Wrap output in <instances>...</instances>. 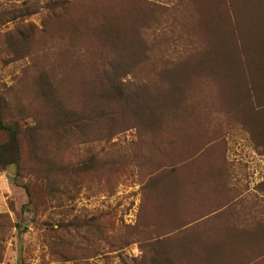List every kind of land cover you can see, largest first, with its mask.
<instances>
[{"label":"rangeland","instance_id":"rangeland-1","mask_svg":"<svg viewBox=\"0 0 264 264\" xmlns=\"http://www.w3.org/2000/svg\"><path fill=\"white\" fill-rule=\"evenodd\" d=\"M50 1L55 0H0V94L11 105L30 103L46 108L33 89L38 74L49 75L43 83L45 91L62 98L79 92L83 81L85 89L91 84L99 65L97 57L86 54L74 58L70 51L96 46L84 30L95 27L97 11L103 6L125 19L128 15L135 18L138 10L142 22L149 19L146 12L155 10L156 16L165 15L162 33L168 43L154 44L148 61L137 59L124 84L137 87L152 79L157 81L154 75L164 68L160 61L163 57L169 60L173 53L185 55L189 61L205 60L200 34L191 27L187 30L171 12L176 0H73L60 11L46 13L43 6ZM159 8L170 11L158 12ZM20 32L27 40L20 49H9ZM141 35L146 40L154 38L150 32ZM202 79L201 90L190 82L189 90L178 93L173 117L165 115V123L156 127L130 116L109 142L94 140L93 134L86 133L51 137L57 141L51 145H57L53 151L58 163L71 164L91 155L97 166L93 173H80L70 184L60 185L53 199L39 166L33 169V164L25 163L19 173L14 167L0 171V264H120L109 243L129 239L136 226L150 232L139 237L159 239L160 249H180L193 244L194 237L185 230L177 236L175 229L191 222L198 211L221 201L228 204L229 222L263 221L264 142L252 139L242 120L249 123L248 118L234 120L228 115L208 84L211 78ZM201 129L204 134L199 140ZM5 140L6 134L0 131V143ZM156 167L157 173L150 174ZM147 175L153 176V187H140L150 179ZM181 179L190 201L187 209L180 208L177 214L173 211L172 216L175 194H180L168 187ZM191 185L195 187H191L192 196ZM233 240L231 236L228 242ZM221 241V253H225L227 241ZM243 245L236 248L232 258L254 251L251 264H264L256 257L257 251L264 250L263 240ZM120 252L128 264L130 258L139 255L138 244L131 243ZM172 255L176 263L190 261L187 251Z\"/></svg>","mask_w":264,"mask_h":264},{"label":"trees","instance_id":"trees-1","mask_svg":"<svg viewBox=\"0 0 264 264\" xmlns=\"http://www.w3.org/2000/svg\"><path fill=\"white\" fill-rule=\"evenodd\" d=\"M71 1L73 0L50 1L43 6V10L46 13L60 11ZM98 10L95 27L90 31L84 30L89 41L96 46L86 47L84 51H70L74 58L90 54L98 59L96 75L91 78V84L86 89L83 81L84 84L79 85V92L76 93L75 90L71 97L62 98L56 93L46 92L43 83L49 75L38 74L33 79V89L37 99L42 104L44 102L46 108L30 103L11 105L0 94V131L6 134V140L0 143V171L14 167L16 173H19V167L25 163L33 164V169L39 166L53 199L54 194L60 190V185L70 184V180H75V175L80 173H93L97 166L91 155L71 164L58 163L54 155L57 145L53 148L51 145L57 141L51 137L86 133L89 136L93 134L94 140L109 142L119 129H123V122L129 120L130 116H135L148 127H156L158 123H165V115L166 118L173 117L176 112L174 108L177 107L176 98L180 95L178 93L189 90L190 82L198 85L201 90L202 78L207 76L211 78L208 84L213 87L221 106L226 112H230L228 115L234 120H238L239 116L248 118L249 123L244 118L242 120L252 132V139L264 142V0H176L171 12L176 13L175 18L184 22L187 30L191 27L194 33L200 34L203 43L200 49L205 60L189 61L185 55L173 53L167 58L169 60L163 57L160 61L164 68L154 75L157 81L152 79L137 87L124 84L123 79L130 69L133 70L137 59L148 61L154 44L168 43L165 40L167 37L162 33L163 25L166 26L165 15L158 13L156 16L155 10L153 13L146 12L144 14L149 19H143L142 22L138 10H135V18L127 14L129 17L126 16V19L108 7L103 6ZM165 11L170 10L158 9V12ZM146 32L154 36L152 41L141 35ZM26 40L23 32L16 33L9 49H20ZM190 47L192 49L193 42ZM166 48L172 49L168 45ZM203 134H200L199 140ZM119 166L121 165L116 168ZM184 168L179 169L185 170L187 167ZM158 170L159 167H156L150 174L157 173ZM147 176L150 179L140 187H153V176ZM183 183L182 179L176 180L175 186L173 182L168 187L171 192L180 194H175L172 216L180 208H188L190 196L183 189ZM212 191L216 193V190ZM25 192L27 194L26 189ZM227 206L223 201L216 206H209L206 210L198 211V215L191 222L188 221L187 225L185 223V226L175 229L177 236L183 230L188 231L194 237L193 244L189 242L180 249L165 251L159 248V239L139 237L141 233L150 232H142L136 226L129 239L122 238L116 243H109L110 252L115 253L117 262L127 264L120 250L131 243H137L139 255L130 258L128 264H251L255 257H250V254L254 251L240 258H232V255L242 244L264 241V218L263 221L250 220L241 224L229 222ZM231 236L236 239L233 243L228 242ZM131 237L133 240L130 241ZM221 238L227 241L224 245L229 248L225 253H221ZM177 251H187L190 261L176 263L172 253ZM257 253L256 257L264 256V250ZM259 257L258 261L264 260V257Z\"/></svg>","mask_w":264,"mask_h":264}]
</instances>
